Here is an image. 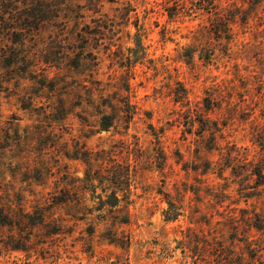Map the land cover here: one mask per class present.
Returning <instances> with one entry per match:
<instances>
[{
    "label": "rangeland",
    "instance_id": "1",
    "mask_svg": "<svg viewBox=\"0 0 264 264\" xmlns=\"http://www.w3.org/2000/svg\"><path fill=\"white\" fill-rule=\"evenodd\" d=\"M41 1L0 0V264H264V0H221L231 43L194 0Z\"/></svg>",
    "mask_w": 264,
    "mask_h": 264
},
{
    "label": "trees",
    "instance_id": "2",
    "mask_svg": "<svg viewBox=\"0 0 264 264\" xmlns=\"http://www.w3.org/2000/svg\"><path fill=\"white\" fill-rule=\"evenodd\" d=\"M1 1L3 2L12 1V2H15L16 4L21 3L25 6L24 9L26 10L27 9H30V10L37 9L38 7H41L43 6V4H45V3H42L43 1L41 0H1ZM44 1H47V0H44ZM49 1H52V0H49ZM54 1L55 0H53V2ZM91 1L93 2V4H96V5L101 3V0H91ZM118 1L119 0H115V2H118ZM194 1L195 2H193L192 5L194 6L193 9L195 12L204 11L208 13V18H207L208 24L205 27V31L207 34V39L211 42L212 40L220 41V39L222 40L226 39L229 43L233 42L234 34H233L232 26L237 23H240V24L242 23L244 25L248 23L250 14L248 13V11H245L239 7H236V6L234 7L233 5H230V4L223 6L221 0H194ZM60 2H62V0ZM165 4L173 5L174 0H165ZM55 6L57 5L56 4L49 5L48 7L52 9V7H55ZM170 16L173 17L174 14H170ZM64 21L69 22L68 19ZM207 110H209V107ZM112 126H113L112 119L109 118L108 116L104 117L103 122L101 123L102 130L108 131ZM116 177H114V179H116ZM129 178H130V175L128 172L127 180ZM115 184L116 183L114 182V185ZM117 194H118V191L117 189H115V186L112 187L111 195L108 196L109 200L106 203L107 205H105V207L108 206L109 204L111 210L113 211L118 208L119 202L117 199ZM23 215L26 218H28L29 221L33 220V217L30 214L26 213ZM38 216H39L40 221L37 224L41 225L44 223L45 215L42 214V212H40ZM172 219H174V217ZM172 219L169 218L167 220L170 221ZM0 225H10V226L12 225V212L11 211L5 212L4 209L0 208Z\"/></svg>",
    "mask_w": 264,
    "mask_h": 264
}]
</instances>
